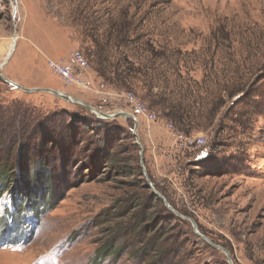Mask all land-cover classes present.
I'll return each mask as SVG.
<instances>
[{
	"label": "rangeland",
	"instance_id": "374dc122",
	"mask_svg": "<svg viewBox=\"0 0 264 264\" xmlns=\"http://www.w3.org/2000/svg\"><path fill=\"white\" fill-rule=\"evenodd\" d=\"M15 42L5 78L126 111L139 140L131 119L102 120L0 80V106L26 108L42 131L17 152V173L25 164L50 176L57 193L52 210L27 216L22 241L9 244L0 227V264H231L190 220L233 264H264V0H0V65ZM75 52L89 65L77 68L85 86L48 66ZM143 65L160 77L154 93H166V105L190 95L185 125L152 106L141 82L117 81ZM179 135L205 143L189 149ZM21 190L16 182L4 194L0 215Z\"/></svg>",
	"mask_w": 264,
	"mask_h": 264
},
{
	"label": "trees",
	"instance_id": "16d2710c",
	"mask_svg": "<svg viewBox=\"0 0 264 264\" xmlns=\"http://www.w3.org/2000/svg\"><path fill=\"white\" fill-rule=\"evenodd\" d=\"M151 53L154 55V52ZM152 68L151 65H143L137 69H129L127 77H121L116 74V78L124 87L132 86V83L129 82L130 79L141 82L145 90L144 97L149 100L152 106H159L161 108L163 106V112L168 117H172L180 125H185L189 115V104L187 102L190 100V95L187 92L181 95L180 107L166 105V101H168L166 93H154V89L158 85V82H155V80L160 79V77H151ZM132 74H140L143 79L131 77ZM17 108L0 106V201L4 194L10 191L16 182H18L20 187L22 186V190L14 199L13 209L6 208L5 213L0 215V227L4 231L2 234L4 238L7 236L10 238L4 239L9 240V244H16L17 238H22L20 241L25 238L24 224L29 214L39 219L42 214H45L55 207L57 197L56 191L53 190V182L50 176H41L36 171H24L23 167L25 164L19 167H22L20 173L16 171L17 162H14V158L17 152L20 150L22 155L27 153V150L33 148V141L42 135L40 128L37 126L32 127L29 124L30 122H34V117L29 114L27 116V111L25 112V116H23L26 108L12 111V109ZM177 108L180 111L182 108L184 111L177 114ZM19 115L21 123L18 124ZM112 251L109 249L104 253V256H107Z\"/></svg>",
	"mask_w": 264,
	"mask_h": 264
},
{
	"label": "built area",
	"instance_id": "2783aa9c",
	"mask_svg": "<svg viewBox=\"0 0 264 264\" xmlns=\"http://www.w3.org/2000/svg\"><path fill=\"white\" fill-rule=\"evenodd\" d=\"M48 66L67 84L85 86V81L80 76V74L77 73V68L83 71L89 66L87 59L82 53L75 52L73 54L71 63L61 64L54 61H49ZM128 98L132 101V103H134L140 114H142L149 122L154 121L157 118L155 114L150 113L147 107H145V105H143L134 94H128ZM179 138L182 139V144L189 149L197 148L205 143L203 138L187 136L183 137L182 135H179Z\"/></svg>",
	"mask_w": 264,
	"mask_h": 264
},
{
	"label": "water",
	"instance_id": "95a60500",
	"mask_svg": "<svg viewBox=\"0 0 264 264\" xmlns=\"http://www.w3.org/2000/svg\"><path fill=\"white\" fill-rule=\"evenodd\" d=\"M15 45H16V42H15ZM12 55V54H11ZM11 55L8 57V59L6 61H4L3 64L0 65V70L1 68L7 64L8 60L10 59ZM0 80L3 81L4 83H8L9 85L21 90V91H24L26 93H34V92H38V93H50L56 97H59V98H62V99H65L67 101H69L70 103H75L77 105H80V106H83L85 109L89 110L90 112L94 113L95 115H97L100 119L102 120H109V119H115V118H119V117H124L126 119H131L134 121L135 123V127H134V135L136 136L137 140L138 139V135H137V130H138V127H139V123L137 121V119L135 118L134 115L130 114V113H127L126 111H118V112H115V113H104V112H101V111H98L97 109L83 103L81 100H78V99H74L73 97H71L70 95H67L63 92H59V91H56V90H52V89H38V88H32V89H29V88H25L7 78H5L1 73H0ZM143 167V166H142ZM147 181H148V185L152 191V193L156 196H158L161 200H163L167 206L168 209H170L171 211L175 212V210L167 203V200L165 199V197H163L156 189L155 187L153 186V184L151 183L149 177H148V174L145 172L144 173ZM177 213V212H175ZM192 222V225H193V228L195 230V232L202 238L204 239L205 241L209 242L213 247L215 248H218V249H221L225 254H226V257L228 259V261L233 264V261L231 259V255L230 253L220 247V246H217L215 244H213L207 237L203 236L202 234L199 233L198 231V228H197V225L195 224L194 221L190 220Z\"/></svg>",
	"mask_w": 264,
	"mask_h": 264
},
{
	"label": "bare ground",
	"instance_id": "6f19581e",
	"mask_svg": "<svg viewBox=\"0 0 264 264\" xmlns=\"http://www.w3.org/2000/svg\"><path fill=\"white\" fill-rule=\"evenodd\" d=\"M15 46H16L15 43H12V44H11L10 49H9V52H8V55H7V59H8V57L14 52ZM7 59H6V60H7ZM6 60H5V61H6Z\"/></svg>",
	"mask_w": 264,
	"mask_h": 264
}]
</instances>
